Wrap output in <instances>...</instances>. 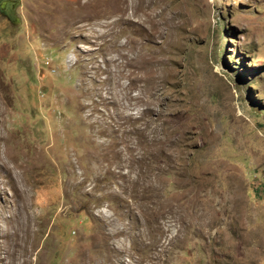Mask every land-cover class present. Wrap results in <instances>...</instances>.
Wrapping results in <instances>:
<instances>
[{"label":"rangeland","instance_id":"1","mask_svg":"<svg viewBox=\"0 0 264 264\" xmlns=\"http://www.w3.org/2000/svg\"><path fill=\"white\" fill-rule=\"evenodd\" d=\"M16 16L0 11V264H264V0Z\"/></svg>","mask_w":264,"mask_h":264},{"label":"water","instance_id":"2","mask_svg":"<svg viewBox=\"0 0 264 264\" xmlns=\"http://www.w3.org/2000/svg\"><path fill=\"white\" fill-rule=\"evenodd\" d=\"M20 6V0H2L0 2V11L3 16L8 17L15 24L20 22L16 16V10Z\"/></svg>","mask_w":264,"mask_h":264},{"label":"flooded vegetation","instance_id":"3","mask_svg":"<svg viewBox=\"0 0 264 264\" xmlns=\"http://www.w3.org/2000/svg\"><path fill=\"white\" fill-rule=\"evenodd\" d=\"M6 19L10 20L8 17L4 16Z\"/></svg>","mask_w":264,"mask_h":264}]
</instances>
